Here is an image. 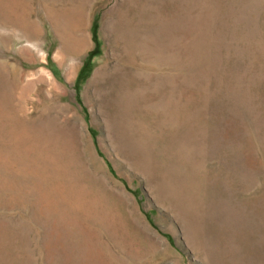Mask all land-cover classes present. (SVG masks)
<instances>
[{
    "label": "rangeland",
    "instance_id": "obj_1",
    "mask_svg": "<svg viewBox=\"0 0 264 264\" xmlns=\"http://www.w3.org/2000/svg\"><path fill=\"white\" fill-rule=\"evenodd\" d=\"M0 264H264V0H0Z\"/></svg>",
    "mask_w": 264,
    "mask_h": 264
},
{
    "label": "trees",
    "instance_id": "obj_2",
    "mask_svg": "<svg viewBox=\"0 0 264 264\" xmlns=\"http://www.w3.org/2000/svg\"><path fill=\"white\" fill-rule=\"evenodd\" d=\"M95 37V36H94ZM95 41H96V39H94ZM93 53L92 52H90L89 54H88V57H87V60L89 61V59H90V57H91V55H92ZM86 60V61H87ZM86 61L84 62V64L81 66V68H80V71H79V76L84 72V70H85V67H86Z\"/></svg>",
    "mask_w": 264,
    "mask_h": 264
},
{
    "label": "bare ground",
    "instance_id": "obj_3",
    "mask_svg": "<svg viewBox=\"0 0 264 264\" xmlns=\"http://www.w3.org/2000/svg\"><path fill=\"white\" fill-rule=\"evenodd\" d=\"M82 224V223H81ZM88 246V245H87Z\"/></svg>",
    "mask_w": 264,
    "mask_h": 264
}]
</instances>
